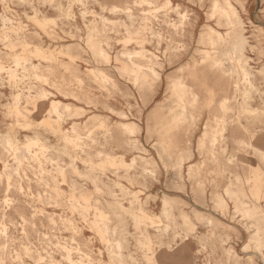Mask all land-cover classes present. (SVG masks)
Returning <instances> with one entry per match:
<instances>
[{"label":"rangeland","instance_id":"obj_1","mask_svg":"<svg viewBox=\"0 0 264 264\" xmlns=\"http://www.w3.org/2000/svg\"><path fill=\"white\" fill-rule=\"evenodd\" d=\"M134 1L48 0L45 5L35 2L36 11L25 7L21 0H0V17L10 19L7 25H2L0 19V134L10 133L19 143L34 139L45 145L64 169L61 178L53 169V162L42 161L46 171L56 174L61 193L48 202L41 197L48 188L37 183L39 173L35 166L19 178L21 189L15 185L6 187L0 177V214L6 213L0 220L4 227L0 242L7 239L9 249L3 264H72L65 253H72L74 261L80 259L78 253H88L83 264H112L108 241L92 225L104 212L110 218L109 226L114 228L108 238L112 243L121 241L123 261L118 264H264L260 258L264 241L258 248V241L251 239L252 229L248 230L256 211L252 209L248 215L238 212L230 219L215 198L222 197L231 182L237 196L249 206L264 210V198L255 196L253 186L256 168L264 172V164L258 161L255 151H264V0H227L244 23V34L252 45L245 49L247 58L241 63L248 72L246 79L255 87L248 110L235 106L232 99L222 109L217 105L222 91L215 90L213 105L192 109V119L172 128L169 133L174 136L164 143L153 129V111L158 109L159 117H170L175 112L174 97L166 91L168 80L192 69L201 72L199 76L209 72L202 60L208 45L197 42L198 35L208 28L225 35L228 26L223 25V17L219 19L218 13L212 11L215 0H170V7L163 12L157 6L165 0L142 4ZM101 4L131 6L132 23L122 13L102 9ZM144 16L149 18L145 27L140 25ZM162 17L175 23V27L161 25ZM22 29L29 32L25 35ZM93 30L99 31L108 62L95 58L84 43ZM68 44L72 46L70 51L66 49ZM172 47L176 49L169 50ZM169 51L174 52L173 56ZM131 61L161 64L157 67L161 77L159 91L136 88L131 73L120 70ZM229 62L224 60L226 68ZM94 68L107 79L90 73ZM41 92L47 97H41ZM52 99L70 106L59 119L48 112ZM212 114L224 115L226 128L217 134L214 143L205 138L199 148L204 124ZM90 116L97 118L92 120ZM122 122H133L139 127L136 145L127 142ZM75 126L82 133L83 152L64 137ZM239 140L248 145L238 144ZM211 146L213 154L209 152ZM106 154L108 158L104 157ZM2 164L0 161V174ZM67 181L76 182L78 189L73 190ZM166 194L171 198L168 208L179 235L174 237L171 230L155 236L149 228L151 239L147 241L144 214L159 220L161 217L156 214L159 215L161 198ZM71 196L87 205L86 216L72 209ZM227 207L232 212L231 202ZM191 209L203 212L212 222L197 220ZM182 213L188 215L186 221ZM185 232L189 236L182 240ZM228 246L233 248V254L225 252Z\"/></svg>","mask_w":264,"mask_h":264},{"label":"bare ground","instance_id":"obj_2","mask_svg":"<svg viewBox=\"0 0 264 264\" xmlns=\"http://www.w3.org/2000/svg\"><path fill=\"white\" fill-rule=\"evenodd\" d=\"M21 1H23V3L22 2L21 3L25 7H30L31 9L37 11L38 8L35 7L34 3L38 2V3L45 5L48 0H21ZM144 2H148V0H135L134 1L135 4H142ZM170 3H171L170 0H165L163 2H160L158 4L157 8H159V10H161L163 12L165 9L170 7ZM60 8H61V6H60ZM101 8L102 9L109 8V10L113 13H122V14H124V16L127 19L130 20V23H132V21H133L132 7L129 5L120 6V5L113 4V5H110L109 7H106L105 5L101 4ZM212 11H213V13H218L219 19L221 17H223V19H222L223 25L228 26V30L225 33V35H223L220 32L213 30L212 28H208L205 31H203L200 35H198L199 41H197V42L204 44V46H205V44L208 45V47L203 50L204 55H203L202 60L205 63V66L208 68L209 72L205 71V73H203V74H201V76H199L201 72H199L197 69H192V70L188 71L187 74H183V73L177 74L168 80L167 85H166V91L168 94H170L171 96L174 97L173 107H175V112L174 113L172 112L173 114L170 117H159L158 109H155L153 111V118L155 121V123L153 125V129H154V131H157V136H158L161 143H164V141L166 139L169 140L170 138H172L174 136V135H171L169 133V131L172 128L177 127L178 124L181 122H186V121L192 119V117H193L192 111H191L192 109L197 108L199 106H206L208 108L211 107L213 105V102H214L213 97L215 96V92H216L215 90L222 91L221 98L217 103V105L219 107H221L222 109H226L229 106V101L231 99L234 100V105L241 108L242 110H248V108L250 107L249 104H250V101L252 98V93L255 90V87L249 80L246 79L247 78L246 75L248 73L247 69L241 65V63L243 61H245L247 58L245 55V49L247 48V46L248 47L250 46L248 39L244 34V30H245L244 23L240 20L236 11L233 8H231V6L227 0H223V3L215 0L212 4ZM0 19H1L2 25H7L10 23V19L6 18V16H4V15H2L0 17ZM148 19H149L148 17L144 16L142 18V22L140 25H142L143 27L147 26L146 21ZM7 21H9V22H7ZM33 21H35V20H33ZM161 22H162L161 25H167V26L170 25L172 27H175V25H176L175 23H172L170 20H168L165 17H162ZM39 25H40V23H39ZM84 26H86V25H84ZM43 29H44V27H43ZM26 31L23 30L22 33L26 35L29 32V31L28 32H26ZM88 31H89V29H88ZM43 33H46V32H43ZM98 33H99V31H97V30H93L92 32L90 31L88 33L86 39L84 40V43H85L86 47L89 48V50L91 51V54L95 58H100L101 60L108 62L110 59L109 55H108V53L105 52L104 48L102 47L101 41L99 40V37H98ZM4 35H5V33H4ZM157 35L160 36L161 34L159 32H157ZM125 41H126V39H125ZM132 42H134V41H132ZM125 43H127V42H125ZM143 44H144V42H143ZM127 45H129V44H127ZM138 45H140V44H137V46ZM27 46H28V44H27ZM140 46H142V45H140ZM253 46H255V45H253ZM66 47H67L66 48L67 51H70L72 49L71 48L72 46H70V44L66 45ZM251 47H252V45L249 48L251 49ZM26 48H28V47H26ZM170 49L175 50L176 47L169 48V50ZM195 49H196V47H195ZM38 51H40V50H38ZM263 51H264V49H263ZM36 52H37V50H36ZM169 52H170V55L172 54V56H173L174 52L173 51H169ZM127 55H128V53H127ZM172 56H170V57H172ZM224 60L230 61L231 65L232 64L233 65L230 67V62H229L228 63L229 67L226 68L224 66V64H225ZM250 61H252V60H250ZM157 67H159V68L161 67V64H159L158 62L152 61L150 64L142 65V64H135L134 62L131 61L130 65H123L122 68H120V70L123 72L131 73V80L133 81V84L136 86V88L138 90H142L144 88H150V89L159 91L161 77H160V71ZM100 69H102V68H100ZM182 70H183V68L179 69V71H182ZM90 73L97 76L101 80L107 79V76L101 70H98V69L95 70V68H94V70L93 71L91 70ZM262 73H264V72H262ZM209 75L212 77L209 78ZM213 75H216V76L213 77ZM26 80H27V78H26ZM212 80H213V83L210 84V82ZM78 82L81 83V79L78 78ZM24 83H25V81H24ZM40 95L43 98L47 97V94L45 92H41ZM64 95H66V94H64ZM74 97H77V96L74 95ZM16 98H17V95H16ZM143 103H145L144 100H143ZM159 106H161V104ZM170 106L172 107L171 104H170ZM170 106H168V107H170ZM34 109H35V107H34ZM69 109H70V106L68 103L63 102L59 99H52L50 101L48 112L51 116H54L53 118L59 119L62 117V115L65 112H68ZM164 109H166V108H164ZM167 109H169V108H167ZM16 113H18V112H16ZM81 113H82V111H81ZM120 115L125 117V115L123 113H120ZM96 118H97L96 116H90V119H92V120H95ZM44 121H46V120H44ZM226 122H227V119L225 118L224 115L219 116L216 114H212L208 118V121L205 122V124H204L203 132L200 135V140L198 142V147L202 148V146L204 145V139L205 138H208L211 143H214V141L217 139V134L220 135L221 132L223 130H225ZM46 123L51 125L47 121H46ZM56 123H58V122H56ZM99 124H100V122H99ZM16 125H18V124H16ZM43 125H45V123ZM56 125H58V124H56ZM121 127H122L123 132L128 135L127 142L130 144L136 145L138 143V137H137L138 135L137 134L139 133V127L133 122H122ZM98 129H99V126H98ZM81 136H82V133L78 130V127L75 126V127H72L71 133L65 134L64 137L66 140L69 139L71 142H73V145H75L76 147H79L80 151L83 152L85 149L84 148L85 143H84L83 138ZM259 137H261V136H259ZM30 140L34 141V139H29L24 143H19L17 141V139L14 136H12L10 133L0 134V161L3 163L0 177L4 178V180H5L4 182L6 184V187H9L11 185H15L16 187L21 189L22 184H21V181L19 178H21V175L26 176V170L35 166L38 169V173H39L37 183L42 184L44 186H47V188H48V190L46 191V194H43L41 197L44 199L45 202L54 200L61 195L59 185L57 184L58 181L56 180V174L51 173L48 170L46 171L44 169V165H43L42 161L47 160V161L53 162V169L57 173H60L61 178H62V174L64 173L63 166L59 163V158L54 156L51 152H49V150H47L45 145L39 144L37 141L31 142ZM238 144H240L242 146L248 145L244 140H239ZM34 145H37L36 147H38V148H33ZM212 145H214V144H212ZM158 148H160V147H158ZM213 151L214 150L211 146V148L209 149V152L211 154H213ZM255 151H256V155L258 157V161L260 163L264 164V151L261 150L260 148H256ZM181 154H182V152H181ZM104 157L108 158L109 156H108V154H106ZM140 158L142 160H145V157H143V156H140ZM134 161H135V158L132 159V164L134 163ZM120 162L122 163V160H120ZM145 163H148V160H145ZM104 164L105 163H103V165ZM113 166H114V164H113ZM107 167H108V163H107ZM72 168L75 169V166L73 165ZM112 168H114V167H112ZM191 169H192V166H189L188 171L190 172ZM256 169H257L256 170L257 173L255 174L254 180L252 179L253 183H254L253 186L255 188L254 192H256L255 196L262 195V197L264 198V181L262 180V178L264 177V172L261 173L262 169L260 167H257ZM177 175H179V173ZM164 177H165V174H164ZM67 183L69 184V186L73 190L78 189L76 182L67 181ZM172 184L169 186H172ZM230 184H231V182L224 189V195L222 197L219 195H215V198L218 200L219 204L221 205V207L223 209V214L226 216H229L230 219H233L235 217V214L238 212H241L244 215H248L250 210L254 209L256 211L257 216H256L255 220L250 222L249 224L248 223L247 224H248V230L252 229L251 230V239L258 241V248H260L263 244V241H264V210H262L261 207L257 206V205L253 206V207L249 206L247 204V202H245L239 196H237L235 191L230 187ZM80 188L82 189L83 186H80ZM175 188H176V186H175ZM131 195L133 196V194H131ZM82 198L85 199V197H82ZM85 200L87 201V199H85ZM170 200H171V198L169 199L167 194L162 196L159 215L156 214V217H161L159 220L155 221V220H153V218L149 214H147V213L144 214L146 226L143 229V233H144L145 240L148 241L151 239L150 238L151 233L149 232V228L153 229V232H154L153 234L155 236L166 235L171 230L173 231L174 237L179 235V233L174 229V226H173L174 218H173V216L170 213L169 208H168ZM192 200H193V198H192ZM6 201H8V200H6ZM69 201L71 203L72 209L80 210V212L83 213V216H86L85 212L88 208L84 202H82L81 200H79L75 196H71ZM173 201L175 202V200H173ZM197 201H200V200H197ZM228 202H231L233 204L232 212H230L231 209H229L227 207ZM193 208H195V207H193ZM191 211H192V209H191ZM192 212L193 213H191V214H193L197 220H199V221L205 220L207 223L212 222V219L210 217L206 218L202 215L203 212L201 214L197 210H194ZM5 214L6 213L0 214V220L2 219V217H4ZM141 215H143V214H141ZM182 217L186 221L188 218V215L185 213H182ZM109 221H110V218L104 212L102 214H99V217L92 221V225H93L94 229L96 230V232L101 235L100 237H102L104 240L108 241V244H107L108 249H109L108 255H109V258L111 260V263L112 264H118V263H121L123 261V254L121 253L122 245H121V241L115 240V242L112 243L110 241V239L108 238L107 235L109 234V232H112V233L114 232V228L109 226ZM159 223L160 224L162 223V225H160ZM0 226L2 227V221H0ZM3 231H4V227L0 228V235H1V232H3ZM188 236H189V233L185 232L183 235H181V239L185 240L188 238ZM102 238H101V241H102ZM7 241H8L7 239H4V241L0 242V264H3L4 259L6 258V256L9 253ZM204 245L205 244H203L202 246H204ZM167 246H168V248H170L169 244H167ZM145 248H146V246H145ZM62 249H66L67 251H70V249L67 248L66 246H62ZM224 250L226 253H231V254L234 253L233 248L231 246L224 248ZM78 254L81 255V257L78 261H74L72 259V253H65L64 256L66 259L71 261L72 264H83L86 256H88V253H78ZM144 257H145V255H144ZM146 257H147V255H146ZM232 257H233V261L235 263H237L238 261L236 259V256L234 255ZM149 258H150V256H149ZM260 258L264 261V253H260ZM202 264H204V263H202Z\"/></svg>","mask_w":264,"mask_h":264}]
</instances>
